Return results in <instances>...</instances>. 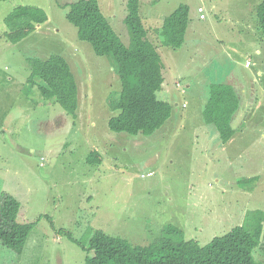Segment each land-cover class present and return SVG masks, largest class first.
Segmentation results:
<instances>
[{
  "label": "rangeland",
  "instance_id": "obj_1",
  "mask_svg": "<svg viewBox=\"0 0 264 264\" xmlns=\"http://www.w3.org/2000/svg\"><path fill=\"white\" fill-rule=\"evenodd\" d=\"M76 1L0 3V52L6 41L4 18L13 10L36 7L47 17L24 41L5 46V56H0V70L5 67L23 85L9 95L0 94V196L5 193L19 202L18 223L34 225L20 253L0 243V264H83L82 251L59 234L60 229L82 244L92 231L101 230L148 246L173 226L185 240L204 246L245 221L264 220V132L258 139H249L247 129L233 124L229 137L221 125L222 134L214 137L215 130L203 121L204 108H208L204 103L212 98V88L237 91L233 80L209 86L208 79L217 71L216 78L232 77L228 62L232 49L235 59L246 50L228 44L252 37L251 30L257 26L255 8L263 0H139L149 40L155 44L159 38L170 47L165 52L162 46L160 56L165 84L175 86L172 98L178 103L171 118L150 136L109 131L108 100L119 93L120 83L107 59L95 56L66 21L64 5ZM97 1L128 46L127 0ZM180 5H186L192 16H198L200 7L207 16L181 35V46L178 37L165 35L166 15ZM255 48L263 50V55L248 56L251 70L264 73V43ZM51 54H61L75 66L78 110L74 119L58 104L42 98L30 82L32 73L24 59ZM169 94L157 96L170 103ZM149 173L151 177L146 176ZM247 212L252 218L246 219ZM253 253L264 264L262 251Z\"/></svg>",
  "mask_w": 264,
  "mask_h": 264
},
{
  "label": "trees",
  "instance_id": "obj_2",
  "mask_svg": "<svg viewBox=\"0 0 264 264\" xmlns=\"http://www.w3.org/2000/svg\"><path fill=\"white\" fill-rule=\"evenodd\" d=\"M4 1L8 0H0V3ZM64 7L67 9L65 19L76 28L78 40L88 43L95 56L105 57L118 77L120 91L108 100L112 113L107 121L109 131L131 136L152 135L170 119L173 104L159 100L157 96L162 91L165 67L157 47L148 38L149 30L143 25L139 0H127L126 3L124 24L129 34L128 46L122 43L101 13L97 0H78ZM255 16L259 38L264 42V0L256 6ZM46 19L40 9L20 6L4 18L6 30L3 37L11 45H16ZM187 25L188 7L180 5L167 18L168 36L179 38L180 42ZM43 58L26 60L32 73L30 82L35 83L42 98L58 104L67 116L76 118L75 66L61 54ZM175 85L179 87L178 83ZM211 92L212 98L204 112L205 121L225 124L237 108L238 100L230 87L216 86ZM19 207L14 197L1 194L0 243L15 253L22 251L34 226L17 222ZM252 215L247 212L246 219ZM263 225L264 220L260 218L245 221L204 246L194 240H185L183 233L173 226L165 229L162 239L148 246L129 243L101 230L92 231L88 241L82 244L70 233L62 229L58 231L82 251L83 264H259L253 252L260 250L264 254Z\"/></svg>",
  "mask_w": 264,
  "mask_h": 264
},
{
  "label": "crops",
  "instance_id": "obj_3",
  "mask_svg": "<svg viewBox=\"0 0 264 264\" xmlns=\"http://www.w3.org/2000/svg\"><path fill=\"white\" fill-rule=\"evenodd\" d=\"M173 12V11H172ZM171 12V13H172ZM166 15L167 17L165 18L167 21V18L170 16ZM198 16H192L190 14L189 8H188V25L185 29V34H187L188 32H191L193 30V24L195 23H199L202 21H205L207 19V16H205L204 19H200L199 16L200 14L197 12ZM205 14V13H204ZM194 21H198V22H194ZM152 25H156L158 26V22H154ZM250 27V26H249ZM249 29V28H248ZM251 29V28H250ZM152 31L156 32V28H154ZM253 31V35L252 37H248L247 39H244L242 41H239L236 43V41L231 42L228 44V46L232 47V46H236L237 48H239L240 45L243 46V49L246 50L245 54H238L236 59H235V51L234 49H232L233 53L231 54V60L228 61L229 62V68H231V75L232 77L229 78L228 80L226 79V77L224 78H216V75L219 71H217V73H215L214 75L211 74V81L208 79L209 81V86L211 84H227V83H232V80L234 82V84H236L237 87V91L236 93H234V95L236 96L238 102H237V108L236 112L234 113V115L232 116V119L230 118L228 120L227 123H217L216 122H211V121H206V126H210L215 130V136L216 137L218 134H222V126L225 129V133L229 136L232 137L233 136V124L235 125V128L239 127L241 125L242 129H247V136H249V139H258L260 134L264 132V73L262 71H259L258 69H254L251 70V67L253 66V64L250 63L248 56L250 55H254L256 57H261V55H263V50L258 48H255V46L257 45V43H261V40L259 38L258 34V30H257V26L255 25L252 30ZM157 33V32H156ZM169 32H166L165 35L166 37H168ZM26 39V38H25ZM25 39H23L22 41H24ZM167 38H165L166 40ZM251 41L254 42L253 46ZM5 45L2 46L3 51L0 52V56H5V46L7 47H11L12 45L7 42L4 41ZM180 42L177 41V45ZM264 43V42H262ZM160 52L163 50L162 46H166L165 48V52H168V50H170L169 45L162 43L161 40L158 38L157 41H155L154 44ZM182 44H180L179 46H181ZM168 48V49H167ZM249 52V53H248ZM242 56H245V59L242 61ZM7 57V56H6ZM162 58V56H161ZM27 59H24V64L25 61ZM9 62V60H7ZM244 62V63H242ZM206 64V61L203 62V64ZM209 66V65H208ZM7 70L5 69V67H3L2 70H0V94L2 92H5L6 95H9L12 92H16L19 91V89H22L23 85H22V79H20L17 75L12 76L7 74ZM17 71V70H15ZM245 71L243 74L242 72ZM239 72V74H237ZM164 75H165V70H164ZM1 76L3 77V80L1 81ZM30 78H32L30 76ZM207 79V76H206ZM27 81V80H26ZM12 82H14V87H12ZM169 87L172 88L171 85H168ZM167 86V84H165V78H164V83L162 86V93L166 94L167 91L170 92V96H171V102L173 104V108H177L178 107V103H175V100L172 98V96L174 94H176L177 92L174 90V88H169ZM25 89V86L23 88V90ZM208 90H210V87L208 88ZM178 91V90H177ZM182 93V92H181ZM209 101V99H208ZM207 102H205L204 104L206 105ZM186 105L185 103H181V108H185ZM203 111V121L205 120V116H204V112ZM173 110V109H172ZM174 112V111H172ZM171 112V113H172ZM172 116V115H171ZM171 118V117H170ZM221 126V131H218V126ZM233 127V128H232ZM234 128V129H235ZM231 131V133L229 132ZM230 133V134H229ZM236 133V132H235ZM232 139H230L231 141ZM257 141V140H256ZM256 141L254 143H256ZM254 174V173H253ZM253 176V175H252Z\"/></svg>",
  "mask_w": 264,
  "mask_h": 264
},
{
  "label": "built area",
  "instance_id": "obj_4",
  "mask_svg": "<svg viewBox=\"0 0 264 264\" xmlns=\"http://www.w3.org/2000/svg\"><path fill=\"white\" fill-rule=\"evenodd\" d=\"M197 12L200 14L199 18L203 19L204 18L203 9L198 8ZM151 175H152L151 173L147 174V176H151Z\"/></svg>",
  "mask_w": 264,
  "mask_h": 264
},
{
  "label": "clouds",
  "instance_id": "obj_5",
  "mask_svg": "<svg viewBox=\"0 0 264 264\" xmlns=\"http://www.w3.org/2000/svg\"><path fill=\"white\" fill-rule=\"evenodd\" d=\"M199 8H200V7H199ZM197 10H198V9H197ZM203 14H204V10H203ZM204 18H205V16H204ZM204 18H203V19H204ZM151 174H152V173H151ZM146 176H147V175H146ZM151 176H152V175H151ZM151 176H147V177H151ZM142 177H145V176H142Z\"/></svg>",
  "mask_w": 264,
  "mask_h": 264
}]
</instances>
